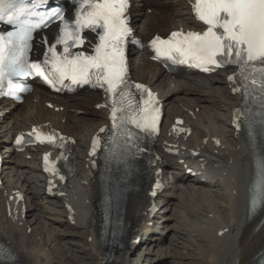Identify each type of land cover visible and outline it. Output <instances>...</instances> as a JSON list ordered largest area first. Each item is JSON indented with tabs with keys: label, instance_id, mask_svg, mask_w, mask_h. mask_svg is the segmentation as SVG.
<instances>
[{
	"label": "bare ground",
	"instance_id": "1",
	"mask_svg": "<svg viewBox=\"0 0 264 264\" xmlns=\"http://www.w3.org/2000/svg\"><path fill=\"white\" fill-rule=\"evenodd\" d=\"M131 11L137 36L145 40L154 33L166 34L172 29L198 26L187 0H133ZM52 30L49 28L46 34L50 36ZM131 69L135 80L150 85L164 100L169 122L153 147L160 154L161 179L165 180L170 173L173 184L169 186L164 181V188L152 197L148 191L152 189L153 174L144 178L143 185L126 200L130 235L119 247L103 246L96 205L99 178L87 155L90 139L99 135L107 124L106 110L100 107V94L83 91L56 98L44 90H36L24 99L23 105H16L0 117V137L3 142L10 141L16 133L29 130L32 125L47 123L72 140L75 163L57 196L52 197L46 191V177L41 171L42 149L27 147L18 152L12 147L0 187V238L19 259L0 264H53L55 260L48 246H56L59 234L55 225L84 230L90 264H128L127 255L136 241L146 240L156 248L154 255L173 258L174 244L163 248L162 231H158L159 224L167 223L172 216L163 214L160 223L155 221L156 214L151 216L149 210L155 198L161 200L162 206L178 204L181 227L177 230L187 237V243L200 250L199 257L205 264H249L263 248L262 214L248 218L255 156L243 127L237 129L233 121L235 110L241 104L236 85L228 77L234 70L209 76L183 73L174 77L152 62L145 49L131 55ZM193 108H208L206 123L212 122V126L182 117L186 110L192 116ZM88 113L91 115L84 117ZM179 117L184 120L181 125L176 122ZM10 145L6 144L9 148ZM173 151L178 154L172 155ZM187 168H194L200 174L192 177ZM201 177H205L204 182L200 181ZM185 181L190 182L186 191L178 188ZM212 188L221 192L214 194ZM215 197L222 199L220 205L218 201V204H206L213 198L216 200ZM29 202L31 207L27 206ZM32 207L46 213L47 217H41L40 221L44 235L34 237L32 229L27 231L28 217L39 216L31 212ZM187 214L194 218L203 214L204 220L196 223ZM165 227L171 229L168 225ZM194 237H200V243Z\"/></svg>",
	"mask_w": 264,
	"mask_h": 264
},
{
	"label": "snow or ice",
	"instance_id": "2",
	"mask_svg": "<svg viewBox=\"0 0 264 264\" xmlns=\"http://www.w3.org/2000/svg\"><path fill=\"white\" fill-rule=\"evenodd\" d=\"M76 3L79 7L75 21L63 24L55 43L45 53L44 61L29 62L26 56L28 41L32 38V29L39 27V24L21 23L20 18L27 14L26 10L20 8L13 11L10 0H0V21L15 26L13 31L0 33V79L6 74L34 73L53 85L63 82L65 78L74 84L91 83L94 78L101 87L107 85L106 91L113 94L127 87L123 49L125 37L130 34L125 18L127 0H76ZM193 10L196 17L207 25L206 31L187 34L173 32L168 40L157 37L152 41L157 54L173 63L190 60L204 71H209L211 65L219 66L221 63L236 62L250 66L254 71L255 66L260 65L261 86L264 87V0H195ZM86 29L97 33L99 42L92 54L83 51L73 53L71 49L86 43L81 35ZM57 45L63 46L62 53L57 52ZM17 51H20V56L9 59V55ZM48 53H51L50 57ZM174 54L183 59L177 61ZM6 59H9L7 73ZM251 82L253 85L257 83L255 79ZM136 88L139 90L143 86L136 85ZM120 94L123 96L122 92ZM148 96L149 99L144 101L145 107L140 109L143 115L137 118L133 112L130 116L131 122L145 131L154 128L158 119V109L150 110L152 94L149 92ZM129 111H132L131 103ZM116 113L117 109L113 108L114 121L117 119ZM46 139L53 141L52 136ZM17 143H20L19 137ZM93 144L95 148V140Z\"/></svg>",
	"mask_w": 264,
	"mask_h": 264
},
{
	"label": "rangeland",
	"instance_id": "3",
	"mask_svg": "<svg viewBox=\"0 0 264 264\" xmlns=\"http://www.w3.org/2000/svg\"><path fill=\"white\" fill-rule=\"evenodd\" d=\"M188 111L189 110H186V112L183 113L184 115L182 114V117L185 116L189 120H196V121L198 120L197 122L201 123L202 125L206 124L205 126H207L208 124L212 126L213 124L212 122L206 123L209 121V119L207 118L208 108H204V109L193 108L192 116L189 114ZM90 115L91 114L88 113L84 117ZM165 120H167V118H165ZM165 124L166 123L164 121V125ZM189 185L190 182L185 181L184 183H179L180 187L178 188H183L186 191L187 186L188 188H190ZM212 192L214 194L215 193L219 194L218 192H220V190L217 191L214 188V190L212 189ZM175 193L180 194V190H176ZM183 198L186 202V196H184ZM215 199L216 200H214V198L212 199L214 201L212 200L207 201L206 204L208 205L209 203L210 205L211 203L216 202V204L219 203L218 205H220L222 199H217L216 197ZM36 202L40 203V200L38 201L36 200ZM27 206H29V204ZM166 206L167 205L164 206L160 205L158 212L159 213L164 212L166 216H172V218L171 220H168L167 223H160L161 221L159 222L160 224H164L162 225L164 226V228L159 227L162 231L161 235L163 234L162 235L163 243L160 245H162L163 248H166L168 247V245L174 244L172 245L173 246L172 248H173V254H175V256L173 258H166L165 256H160V255L157 256V254L154 255L153 252L156 250V248L153 247L152 243H150L148 240H146L147 242L136 241L137 244H134V247L127 255L128 264H205V262L199 257L200 250L197 249L195 245L187 243L186 241L187 237L180 234L179 231L177 230L181 227V220L178 215L179 212L177 210H181V208H179L178 204H176V206H167L168 208L169 207L171 208L170 210H168ZM202 206L204 207V205ZM163 207L166 208V210H163ZM32 209L33 210H31V212H36L39 216L37 219L36 216H32V215L28 217L29 220L28 222H30V227L28 228L27 231L30 232L32 229V233L34 234V237L35 234L39 235L40 233H42V235H44L45 233L43 230V225L41 224L40 221H41V217H47L46 213L45 211H43V209L34 210L35 207H32ZM161 210H163V212ZM187 216L191 221H194L196 223H202V221L204 220L203 214H200L197 218L192 217L190 214H187ZM166 225H168L171 229L165 227ZM54 228H56L57 230L56 232L59 234L57 236V243L56 246L54 247L48 246V248H50V253L53 256V259L55 260L53 264H90L91 263V259L89 258V254H88L89 251L85 250L88 242L86 240V234L84 230L82 229L78 230L72 228L70 229L69 227L59 226V225H55ZM124 237L123 239L125 240L128 237V235H125ZM194 238L197 243H200V237H194Z\"/></svg>",
	"mask_w": 264,
	"mask_h": 264
}]
</instances>
